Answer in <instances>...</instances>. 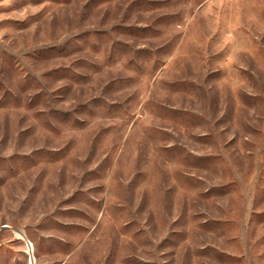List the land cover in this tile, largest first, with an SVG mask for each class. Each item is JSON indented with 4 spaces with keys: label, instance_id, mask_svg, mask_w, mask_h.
<instances>
[{
    "label": "rangeland",
    "instance_id": "374dc122",
    "mask_svg": "<svg viewBox=\"0 0 264 264\" xmlns=\"http://www.w3.org/2000/svg\"><path fill=\"white\" fill-rule=\"evenodd\" d=\"M0 264H264V0H0Z\"/></svg>",
    "mask_w": 264,
    "mask_h": 264
},
{
    "label": "bare ground",
    "instance_id": "6f19581e",
    "mask_svg": "<svg viewBox=\"0 0 264 264\" xmlns=\"http://www.w3.org/2000/svg\"><path fill=\"white\" fill-rule=\"evenodd\" d=\"M21 238V236H19Z\"/></svg>",
    "mask_w": 264,
    "mask_h": 264
}]
</instances>
